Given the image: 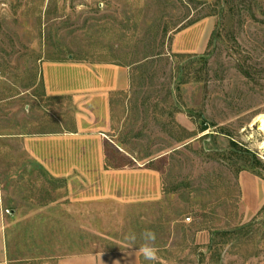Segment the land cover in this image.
I'll use <instances>...</instances> for the list:
<instances>
[{"label": "rangeland", "instance_id": "1", "mask_svg": "<svg viewBox=\"0 0 264 264\" xmlns=\"http://www.w3.org/2000/svg\"><path fill=\"white\" fill-rule=\"evenodd\" d=\"M201 2L0 0V136L41 122L42 107L46 126L34 130L54 127L50 112L71 129L80 106L44 98L43 62L112 64L129 79L112 99L106 172L91 182L84 172L49 179L0 139L2 224L24 259L15 264L138 249L146 230L157 259L141 254L144 264H264V203L248 211L239 184L248 173L264 185V0ZM204 17L205 51L173 52V36Z\"/></svg>", "mask_w": 264, "mask_h": 264}, {"label": "crops", "instance_id": "2", "mask_svg": "<svg viewBox=\"0 0 264 264\" xmlns=\"http://www.w3.org/2000/svg\"><path fill=\"white\" fill-rule=\"evenodd\" d=\"M212 30L213 19L201 18L177 32L173 36L171 48L176 54L199 55L205 51ZM60 68L66 69L60 71ZM39 76L43 84L44 98L51 100L65 98L80 106L73 114L71 129L62 132L61 121L50 112L53 116L50 124H55L54 127L49 126L50 129L47 131L34 130L35 125L42 128L46 126L43 113L46 109L42 107L41 113L37 110L42 117L41 122L39 118L30 117L24 125L25 130L22 128L20 132H15L12 126L4 137L0 136V139H5L8 147L16 140L23 154L35 164L36 169H32L47 174L49 179L59 180L84 172L88 176V181L91 182L95 174L106 172L104 169L105 141L108 140L106 134L111 125L112 99L115 95L127 91L129 86L127 69L112 64L83 65L70 61L43 62ZM178 118L179 123L188 131L195 129V126L182 115ZM9 151L11 152L10 148ZM29 168L30 166L20 170H30ZM2 170L0 169V173ZM12 172L14 171L10 173ZM4 181H6L5 176ZM1 183H3L2 176H0V188ZM239 184L243 205L248 211L257 210L264 203L263 182L248 173H241ZM49 204H45V207ZM3 220L4 213L0 206V264L20 263L24 260L23 255L21 258L15 250L8 249L7 227L3 228ZM54 264L144 263L140 252L135 248H128L66 254L55 257Z\"/></svg>", "mask_w": 264, "mask_h": 264}, {"label": "clouds", "instance_id": "3", "mask_svg": "<svg viewBox=\"0 0 264 264\" xmlns=\"http://www.w3.org/2000/svg\"><path fill=\"white\" fill-rule=\"evenodd\" d=\"M24 110L27 112L29 110V106H25ZM142 238L145 243L136 249V251L140 252L146 261H155L157 259V249L152 246V242L156 239L155 233L150 230H146L142 234ZM125 239L128 243L135 244L137 237L135 233H131L128 234Z\"/></svg>", "mask_w": 264, "mask_h": 264}, {"label": "trees", "instance_id": "4", "mask_svg": "<svg viewBox=\"0 0 264 264\" xmlns=\"http://www.w3.org/2000/svg\"><path fill=\"white\" fill-rule=\"evenodd\" d=\"M192 1V0H191ZM195 2H197L198 4L200 5H206L207 3L206 2H201V1H196V0H193ZM216 1V0H215ZM222 2V5H223V9L226 8L227 6L231 7V5L234 4V0H219ZM233 9H230V11H232ZM232 154L233 155H237L239 158H247L249 155H245V154H241L237 151H232Z\"/></svg>", "mask_w": 264, "mask_h": 264}, {"label": "bare ground", "instance_id": "5", "mask_svg": "<svg viewBox=\"0 0 264 264\" xmlns=\"http://www.w3.org/2000/svg\"><path fill=\"white\" fill-rule=\"evenodd\" d=\"M258 119L262 120V122L257 123L258 127L261 128L262 130H264V119H262V118H258Z\"/></svg>", "mask_w": 264, "mask_h": 264}, {"label": "built area", "instance_id": "6", "mask_svg": "<svg viewBox=\"0 0 264 264\" xmlns=\"http://www.w3.org/2000/svg\"><path fill=\"white\" fill-rule=\"evenodd\" d=\"M188 220V219H187Z\"/></svg>", "mask_w": 264, "mask_h": 264}]
</instances>
